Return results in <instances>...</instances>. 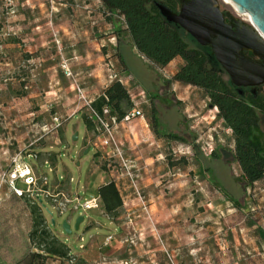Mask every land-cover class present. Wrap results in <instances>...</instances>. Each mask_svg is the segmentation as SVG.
Returning <instances> with one entry per match:
<instances>
[{"label":"rangeland","instance_id":"obj_1","mask_svg":"<svg viewBox=\"0 0 264 264\" xmlns=\"http://www.w3.org/2000/svg\"><path fill=\"white\" fill-rule=\"evenodd\" d=\"M217 1L249 24L229 0ZM182 64L180 57L163 67L140 57L122 17L99 0H0V261L25 264L35 251L29 206L37 203L14 196L4 181L11 156L22 150L36 154L29 160L37 163L39 182L43 176L47 182L38 187L58 193L37 205L69 256H49L45 264H264V178L247 187L237 179L230 129L215 107L198 87L169 81ZM114 81L143 117L118 123L105 148L82 116ZM150 92L167 98L155 103L157 133ZM260 124L264 131V116ZM212 150L219 159L207 161ZM199 153L210 172L202 170ZM109 180L122 198L113 216L101 203L70 210L72 200L61 214L52 207L96 197L97 186ZM78 215L84 218L75 230ZM64 219L70 234L60 226Z\"/></svg>","mask_w":264,"mask_h":264},{"label":"trees","instance_id":"obj_2","mask_svg":"<svg viewBox=\"0 0 264 264\" xmlns=\"http://www.w3.org/2000/svg\"><path fill=\"white\" fill-rule=\"evenodd\" d=\"M99 1L108 12L122 17L131 46L140 57L161 67L176 57L182 59L183 64L169 81L198 87L208 97V105L216 108L218 117L230 129L233 140L231 155L240 169L237 179L247 187L264 178V131L260 124V116L264 115V90L256 95L248 92L241 95L235 90L230 80L223 77L222 72L225 73V71L216 61L209 47L198 44L181 27L168 22L162 16L157 4L173 8L175 0ZM184 34L189 36L194 45L186 39ZM117 57L123 70L126 71V65L119 52ZM213 62L219 69L213 66ZM150 93L151 105H153L151 107L152 129L157 133L159 119L155 103L158 100L163 103L167 98L162 97L158 92ZM91 107L99 113L104 108H108L109 115L115 116L119 121L132 108V104L124 86L119 81H114L91 102ZM124 107L127 109L124 110ZM82 119L86 128L94 131L95 126L89 116L83 115ZM168 137L185 141L178 134L169 133ZM212 158L219 159V153L216 150L209 153L207 161ZM198 160L202 170L210 172L209 167L203 165L205 160L200 153ZM211 177L213 184L222 191V194L237 205V199L229 196L222 186L220 187V183L214 180L213 175ZM96 193L104 212L110 216L115 215L122 206V198L114 181L109 180L100 184L96 188ZM29 212L31 227L28 232V241L35 251L28 252L25 264H45L49 256L68 257L69 248L50 231L41 208L37 204H31Z\"/></svg>","mask_w":264,"mask_h":264},{"label":"water","instance_id":"obj_3","mask_svg":"<svg viewBox=\"0 0 264 264\" xmlns=\"http://www.w3.org/2000/svg\"><path fill=\"white\" fill-rule=\"evenodd\" d=\"M237 13L246 14L249 24L244 23L247 36L229 30L223 23L216 0H182L180 13H170L164 5L157 4L163 17L181 27L202 46H209L216 61L228 75L232 85H257L264 81V0H229ZM249 50L261 63L242 56ZM77 132L71 135L76 140ZM89 147L84 152H87ZM83 215H78L74 229L79 228ZM51 224L55 221L52 218ZM67 234L71 233L69 222L64 219L60 224Z\"/></svg>","mask_w":264,"mask_h":264},{"label":"built area","instance_id":"obj_4","mask_svg":"<svg viewBox=\"0 0 264 264\" xmlns=\"http://www.w3.org/2000/svg\"><path fill=\"white\" fill-rule=\"evenodd\" d=\"M142 115L141 109L137 107H132L129 109L124 116L118 121L115 116H110L108 109L104 108L101 113L89 107L88 116L94 123L95 129V138L101 144V146L105 148H109L114 139V128L118 123L127 122L134 118H138ZM56 120V119H55ZM32 157L36 159L35 153H24L22 150H18L15 152L9 162V168L4 175V181L9 187L11 193L19 198H29L33 200L35 203L44 206L42 204L43 196L53 197L54 200L58 196V193L55 195L50 194L47 190L38 187V183L42 185H47L46 178L43 176L42 180H40L36 176V165L37 163H32L29 158ZM36 162V161H35ZM46 163V160L44 161ZM17 182H21L24 185V188H20L17 186ZM72 200H75V204L71 206L70 210H82L88 211L91 209H95L99 206L100 199L98 196L91 197L80 202L77 197L72 198L67 201V204L52 205L59 214H61L66 208L67 205ZM110 237L105 239V244Z\"/></svg>","mask_w":264,"mask_h":264},{"label":"flooded vegetation","instance_id":"obj_5","mask_svg":"<svg viewBox=\"0 0 264 264\" xmlns=\"http://www.w3.org/2000/svg\"><path fill=\"white\" fill-rule=\"evenodd\" d=\"M181 1L182 0H175V5L173 8L169 7L167 5H164V6L168 12L178 14V13H180V10H181ZM217 4H218V11L222 16L224 25H226V27H228L229 30H232L234 32L238 31L240 33V36L246 37L247 36L246 29H245V26L242 23V21L238 20L235 16H233L229 12L223 11L220 8L218 1H217ZM207 47H209V46H207ZM241 54L243 57H245L251 61L261 63L260 59L257 56L253 55V53L249 50H243L241 52ZM263 66H264V64H263ZM233 86L238 91H240L241 89H245V90H247L246 92L256 95L258 92H261L262 90H264V81L260 84H257V85H247V86H235V85H233ZM262 116H264V115H262Z\"/></svg>","mask_w":264,"mask_h":264},{"label":"crops","instance_id":"obj_6","mask_svg":"<svg viewBox=\"0 0 264 264\" xmlns=\"http://www.w3.org/2000/svg\"><path fill=\"white\" fill-rule=\"evenodd\" d=\"M141 117H143V115H141L138 118H141ZM0 264H11V263H10V260L8 258H3V260L0 261ZM18 264H23V263H18Z\"/></svg>","mask_w":264,"mask_h":264},{"label":"bare ground","instance_id":"obj_7","mask_svg":"<svg viewBox=\"0 0 264 264\" xmlns=\"http://www.w3.org/2000/svg\"><path fill=\"white\" fill-rule=\"evenodd\" d=\"M227 2V1H226ZM232 4V3H231Z\"/></svg>","mask_w":264,"mask_h":264}]
</instances>
